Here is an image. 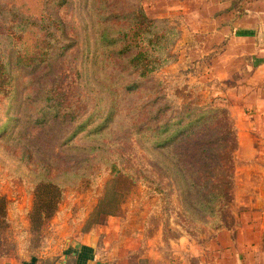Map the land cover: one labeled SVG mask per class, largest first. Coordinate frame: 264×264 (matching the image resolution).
<instances>
[{
  "label": "trees",
  "instance_id": "obj_1",
  "mask_svg": "<svg viewBox=\"0 0 264 264\" xmlns=\"http://www.w3.org/2000/svg\"><path fill=\"white\" fill-rule=\"evenodd\" d=\"M31 1L0 0V135L9 132L4 144L14 150L30 144L26 133L32 127L44 132L69 124L57 146L47 148L48 155L36 158L28 148L17 161L5 152L0 159L17 162L19 171L36 160V177L44 182L38 185L32 221L40 224L52 215L56 194L85 177L86 164L104 165V175L109 166L111 177H117L113 149L124 138L140 146L148 162L159 163L169 178L180 181L188 213L208 216L211 226L227 220L222 213L233 200L236 150L234 132H225L227 124H220L230 120L228 112L188 105L161 121L168 108H156L164 98L157 88L149 92L148 102H140L147 94L148 74L160 67L177 32L149 20L139 3L119 13L123 0ZM72 6L76 16L66 23L60 11ZM137 40L150 46V52L143 53ZM64 64L72 75L70 95L60 90ZM143 115L145 122L140 121ZM52 150L75 165L59 171L49 156Z\"/></svg>",
  "mask_w": 264,
  "mask_h": 264
},
{
  "label": "rangeland",
  "instance_id": "obj_2",
  "mask_svg": "<svg viewBox=\"0 0 264 264\" xmlns=\"http://www.w3.org/2000/svg\"><path fill=\"white\" fill-rule=\"evenodd\" d=\"M2 1L10 2V0ZM29 1V4H32V1ZM261 1L255 0V2ZM136 3L140 4L149 20L164 23L177 32L173 43L167 51L164 50L163 58L158 62L160 67L148 74L147 94L142 96L140 102H148L151 97L149 92L152 88H157V91L161 93L160 97L164 96V98L158 100L156 108L160 110L168 108L160 116L161 121L169 116L170 111L179 114L178 112L188 105L191 108L204 105L222 108L215 99L218 97L216 96L217 91L215 93L213 90V88L217 89L218 85L216 81H213L212 74L207 72L210 58L204 54V41L195 40L189 31L194 19L201 20L204 17L203 8L189 13L187 0H123L117 10L119 13L123 8L126 11ZM228 4L229 2L226 5ZM202 5H204L203 0L196 4L201 7ZM244 9H246L245 6ZM75 16L73 6L72 9L60 11V18L66 23L74 20ZM198 27L201 34L202 23ZM135 45H138L143 53L150 52L151 47L140 43L139 40ZM205 52L208 53V50ZM59 72L63 78L60 90L70 95L72 75L69 66L64 64ZM1 108L0 103V115ZM147 120L148 117L145 115L140 118L143 122ZM174 121L178 123L179 118L175 117ZM185 124L186 120L181 126ZM220 124L223 126L227 124V130L224 129L222 132H234L231 119L220 122ZM68 129L69 124L67 123L56 125L51 131L43 130L44 132L32 127L26 133L30 144L21 143L14 150L10 148L11 145L4 144L9 132L1 134L0 159L3 158L5 152L4 154H9L14 161H17L21 153L24 150L27 151L28 148V151L36 158H39L41 154L48 155L47 148L57 146ZM115 147L113 150L118 158L115 166L119 171L117 177H111L109 166L104 175V165L86 164L84 166L85 177L71 181L62 187L61 195L56 194L53 201L52 215L43 217L40 224L32 221V213L37 207L38 185L44 182L37 178L38 170L34 163L36 160L23 164L24 168L21 171L16 166L17 162L11 159L1 160L0 257L8 259L33 257L51 250L69 234V231L97 229L106 225L109 218L114 217L124 226L123 231L125 232L145 228L144 233L135 235V237H142L143 241L153 237L156 233L154 231L161 228L164 243L178 239L183 232L196 241L200 249L206 245L204 243L207 242V238L214 236L212 231L215 232L223 227L232 231L234 224L232 202L229 205V211L222 213V216H228L227 220L222 218L216 226H211L213 220L208 216H203L200 212L190 211L188 213L186 211L188 208L186 199L179 195L182 190L179 187L180 181L175 176L169 178L167 170L159 163L158 166L156 164L154 166L148 162L140 146L124 138ZM49 156L53 157L56 169L59 171L75 165V161H64L53 150ZM163 172H166L165 176H162ZM106 213H111V215L105 216ZM224 241L228 242L227 239ZM210 251L211 255H219L217 254L218 249L212 244Z\"/></svg>",
  "mask_w": 264,
  "mask_h": 264
},
{
  "label": "crops",
  "instance_id": "obj_3",
  "mask_svg": "<svg viewBox=\"0 0 264 264\" xmlns=\"http://www.w3.org/2000/svg\"><path fill=\"white\" fill-rule=\"evenodd\" d=\"M199 1L187 0L189 13L204 10L189 31L208 50L215 99L228 112L236 138L232 231H212L200 249L183 232L164 243L161 228L143 241L135 235L145 228L125 232L114 217L97 229L69 231L49 251L0 257V264H264V0H203L202 7ZM211 244L219 255H211Z\"/></svg>",
  "mask_w": 264,
  "mask_h": 264
}]
</instances>
